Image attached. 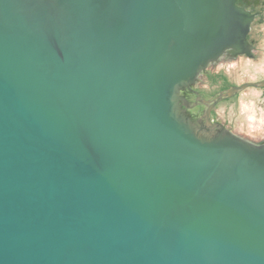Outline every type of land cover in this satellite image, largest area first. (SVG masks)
I'll return each instance as SVG.
<instances>
[{"label": "water", "instance_id": "water-1", "mask_svg": "<svg viewBox=\"0 0 264 264\" xmlns=\"http://www.w3.org/2000/svg\"><path fill=\"white\" fill-rule=\"evenodd\" d=\"M237 1L0 0V264H264V142L212 117L264 79L196 90Z\"/></svg>", "mask_w": 264, "mask_h": 264}, {"label": "rangeland", "instance_id": "rangeland-1", "mask_svg": "<svg viewBox=\"0 0 264 264\" xmlns=\"http://www.w3.org/2000/svg\"><path fill=\"white\" fill-rule=\"evenodd\" d=\"M254 40L257 57H241L237 61L219 65L214 78L206 79L197 89L209 98L229 85L256 82L264 79V21L254 24L250 36ZM214 74V73H213ZM214 118L233 127L244 137L264 136V88L250 87L233 99L222 101L215 109Z\"/></svg>", "mask_w": 264, "mask_h": 264}, {"label": "flooded vegetation", "instance_id": "flooded-vegetation-1", "mask_svg": "<svg viewBox=\"0 0 264 264\" xmlns=\"http://www.w3.org/2000/svg\"><path fill=\"white\" fill-rule=\"evenodd\" d=\"M237 4L239 5V6H241V7H243V8H245L246 10H249L251 13H253V14H256V16H255V19H254V21L252 22V25H251V31H250V33L248 34V41L252 44V46H253V57L251 58V59H254V58H256L257 57V50H256V46H255V42H254V40H251L250 39V36H251V34H252V32H253V28H254V24L257 22V21H259V22H262V21H264V0H238L237 1ZM241 57H247V58H250V57H248L247 55H234L232 52H227V53H224L221 57H220V59L218 60V61H216V62H213V63H210V65L208 66V68L206 69V71L205 72H203V73H201L200 74V76H199V81H198V83H197V86H199L202 82H204V81H206V79H210L211 77L212 78H214V76L218 73L217 71H216V68L219 66V65H225L226 63H228V62H233V61H237L238 59H240ZM214 73V74H213ZM246 83V82H245ZM229 86H231V85H229ZM228 86V87H229ZM227 87V88H228ZM196 90H198L197 89V87H196ZM199 91V90H198ZM220 91H222V90H220ZM219 91V92H220ZM218 93V92H217ZM216 93V94H217ZM201 94H202V92H201ZM215 94V95H216ZM203 95V94H202ZM188 96H189V98L191 99V100H194L195 99V97H196V95L195 94H188ZM204 96V95H203ZM237 96V95H236ZM205 97V96H204ZM213 97V95L212 96H210L209 98H212ZM206 98V97H205ZM234 98V97H233ZM233 98H231V99H233ZM229 100V99H228ZM225 101H227V100H225ZM218 106V105H217ZM216 106V107H217ZM216 107H215V109H216ZM204 109H205V107L204 106H197V107H195L194 109H192L191 110V112L196 116V117H199V116H201L202 114H203V111H204ZM215 109L213 110V112H212V117L214 118V113H215ZM214 119H216V118H214ZM216 120H219V119H216ZM221 121V120H220ZM228 128L233 132V133H235L236 135H238V136H240V137H243V138H245V139H247V140H250V141H252V142H254V143H262V142H264V136H262V137H259V138H253V137H244V136H242L241 134H239L238 132H236L235 130H234V128L233 127H229L228 126Z\"/></svg>", "mask_w": 264, "mask_h": 264}]
</instances>
